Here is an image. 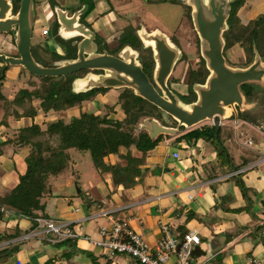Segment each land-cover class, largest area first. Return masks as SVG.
Instances as JSON below:
<instances>
[{
  "label": "crops",
  "instance_id": "0c3cea01",
  "mask_svg": "<svg viewBox=\"0 0 264 264\" xmlns=\"http://www.w3.org/2000/svg\"><path fill=\"white\" fill-rule=\"evenodd\" d=\"M42 1L50 8L51 0ZM80 2L81 0H77L73 7L79 9ZM104 6V1L96 3L88 21L94 26L96 35L107 42L98 30L102 29L103 32L102 23L111 27L114 22L112 12L104 9ZM69 9L68 6L65 8L68 11ZM51 16L53 13L44 17V21L49 23ZM3 66L4 64L0 63V70ZM11 68L7 70L3 89L11 81L9 72H27H23L19 67ZM98 96L95 102H102V96ZM2 113L0 109V144L8 140L9 142L0 147V196L10 193L16 185L12 171L15 157L9 154L8 147L15 144L21 146H15L14 155L22 159V171L27 170L25 161L29 157L28 154L23 155L22 151L28 152V147H31L32 152L31 145L20 144L18 139L8 135L13 127L4 124L8 121L3 119ZM21 119L30 120V126L39 124L29 117ZM210 123L212 126L213 123ZM233 125L234 143L230 142L229 138L223 143L225 150L234 149L232 154L230 152V157L227 154V160L222 158V154L208 140L192 141L191 144L185 141L173 144L171 139L160 142L151 151L152 157H147L146 164L142 166L151 171L145 182L137 184L129 191L133 200H128L126 189L115 187L112 178L107 177L105 180L101 179V182L108 188V194L104 197V202H97L101 199L100 189L97 186L82 184V175L77 174L66 192L76 194L74 187L78 185L84 194V189L90 187L92 198L89 199H95L96 202L89 206L82 197L87 205L86 209L79 207L76 200L73 205L65 207L50 196L44 202V214L48 218L75 222L81 235L79 239L53 243L49 240L50 237L45 235L34 236V227L26 219L13 217L0 220V233L13 237L12 240L0 244V247L10 243L20 245L19 252L4 264H133L127 256L117 255L110 258L105 252L87 242L88 238L99 240L100 229L109 228L112 224L110 218L91 219V216L100 210L118 209L120 211L115 213L113 218H129L133 228L150 245L155 244L164 234L162 225H168L172 232L180 236L189 231H196L201 238V245L204 244L195 249V252L200 253L195 255L199 264H248L250 260L264 264V142L254 141L247 134L258 130L264 136V132L241 119L238 123L233 122ZM221 127L224 128L225 123H222ZM248 141L252 144L249 145ZM182 148L187 150L185 156L181 154ZM235 172L240 173L233 175ZM72 208L75 210L72 211ZM91 220H99L101 223L95 228L85 226V223ZM26 236L28 238L23 239Z\"/></svg>",
  "mask_w": 264,
  "mask_h": 264
},
{
  "label": "rangeland",
  "instance_id": "374dc122",
  "mask_svg": "<svg viewBox=\"0 0 264 264\" xmlns=\"http://www.w3.org/2000/svg\"><path fill=\"white\" fill-rule=\"evenodd\" d=\"M36 1V11H37V20L35 21L34 25V31H33V39H32V54L34 58H36L39 62L41 61L39 58L46 57L51 54L50 57H55L53 53L56 51V47H61L62 41L58 40V38H54V40H48L47 36L43 35V31L46 28H49L51 31H55L56 27V20L57 17L54 13V18H50L49 23H46L44 20V17H48L53 13L52 10V3L55 2L58 4V6H61L62 8H67V6L73 11L75 9L74 3L77 2V0L73 1H66V0H51L49 2L50 8L46 6V2L42 0H35ZM104 1L106 3V6H104V9H109L112 12V19L114 24L109 27L105 26L103 23L101 24L102 29H99L98 31L102 33L101 37H104L105 41L109 42V46L112 50L116 49L121 43V38L126 39V36L123 37V34L126 32H132L136 31L140 25L146 26L147 30H154L156 28H159L162 30L170 39L171 41L176 44L182 52L181 59L177 62L174 71L169 78L168 84L172 87V89L175 91V93L181 97V99L185 103L193 102L195 98H197L196 93L193 90V81L196 83H203L206 81L209 71L207 70L206 63L201 55L200 50V39L198 37V34L194 28V23L191 16V11L188 10L187 6H184L179 3H175V1L180 0H81L80 2V9L83 7H93L96 3H100ZM45 2V3H43ZM78 4V3H77ZM78 6V7H79ZM46 7V8H45ZM77 11V10H76ZM264 14V0H245L244 6L239 10L238 17L240 22L243 25H247L252 20L256 19L258 16ZM90 14L84 15L82 18L86 20V26L89 27L94 31V26L91 25V22L88 21L90 18ZM52 17V16H51ZM84 22V21H83ZM85 23V22H84ZM105 29V31H104ZM111 29V30H110ZM110 30V31H109ZM13 35L9 36L7 34H1L0 33V54L4 53L7 55L14 54L15 46H13L12 41ZM98 38L99 35H98ZM133 41H135L134 38H132ZM100 41V40H99ZM105 42V43H107ZM227 46V45H226ZM249 44H245L244 46L240 43L234 44L230 48L226 49L224 51V55L227 59V62L230 66L234 68H246L248 67L254 60V46L253 51H248ZM142 55V58L144 57V61H151L150 53L149 51L143 50L142 46L137 48ZM53 52V53H52ZM117 53V52H116ZM264 57V56H262ZM47 59V58H46ZM11 69H14L12 67ZM18 71V70H17ZM99 72V71H98ZM97 71H92L93 74H99ZM86 74L80 75V77L77 78H83ZM192 74V75H191ZM8 76H10V82L6 88L3 90V94L6 97L7 101H0V109L2 110L3 119L7 120L8 122H4V124H7L8 126H12L13 129L9 130V134L12 137H15V139H27L26 133H24V130H27V128L30 127V120H25L18 118L16 116V113H23L24 110L29 106L28 103H25L23 108H18L11 104V101H13L19 94L20 91L25 90L28 92H33L35 90L43 91L44 87L49 84L45 81L44 78H38L35 77L28 72H24L22 74H16L9 72ZM55 82V81H54ZM58 85L62 88L69 89L71 91V87L68 85H64L60 81H56ZM252 86L251 94L250 96H246V103L249 104V109L245 112H241L239 116L243 119L242 121H245L252 125L253 128L259 129V131L264 132V88L258 87V86ZM128 92V91H127ZM48 93V92H47ZM125 93V89H106V93L102 92L99 93V95L102 96V102H95L97 100L96 95H93V97L89 98L85 102H83L82 105L76 106L73 108H70L66 111L56 113L54 111H50L48 113H44L40 110L39 106L41 102L39 100H33L31 102V105L36 107L38 109V115L33 121H36V123H39V127H43L42 129L47 130L49 123L57 122L59 120L64 121L66 124H68L73 117H79L83 112H89L94 115H96L98 118H106L109 121H118V125H121L125 129V131H128L131 133L133 138L135 140H138L135 131L131 128V124L133 119L138 118L141 119L146 116L154 117L158 120H160L164 125L168 126H174L175 122L172 118L164 115L158 108L148 107L146 106V110L140 111L139 108L132 107V103H126L123 104L122 95ZM132 94V92H130ZM90 96L92 95L89 93ZM94 94V93H93ZM188 95V97H187ZM185 98V99H183ZM187 98V99H186ZM10 99V100H9ZM27 102V101H26ZM103 103V104H101ZM152 106V105H151ZM126 109L129 110V112H126ZM2 117V116H1ZM25 117V116H22ZM44 122V124H43ZM234 117H232L229 120L223 121L222 123H225V127L222 128L220 138L218 139V143L216 141V144H214V147L218 150L219 153L222 154V158L224 160H227V154L230 157V152L232 154L233 150H225L224 148V140L226 138L231 139L230 142H233V132H234V125H233ZM46 124V125H45ZM37 125V124H36ZM43 125V126H42ZM245 125V124H242ZM204 127H211L210 122H206L203 124H200L199 126L190 129V130H184L182 134L170 138L166 137L163 138L161 142H165L167 140H172L173 144H177V139H180V137L184 134H186L189 131H192L194 129H201ZM245 127H247L245 125ZM248 129V128H247ZM15 132V133H12ZM255 133L247 132V134L252 137L254 141L258 142H264V136L258 132V130H253ZM33 131H29V135H32ZM34 135V134H33ZM10 137V136H9ZM34 138V136H32ZM36 138V137H35ZM13 140V139H12ZM244 141V139H243ZM51 142L47 147L44 149H47L48 147H51L53 150L57 146V139L53 140L51 139ZM234 143V142H233ZM222 145V147L220 146ZM234 145V144H233ZM15 146H18L15 144ZM12 145L11 147H8L9 152L5 151L9 154H11L13 157H15L13 163L15 164L13 174L16 179V185L11 189L10 193L4 196L10 195L12 192H15L14 194H17V197L20 195H24L22 192L27 191V189H18V185L20 184L22 178L28 173L30 165L27 161H25V166L27 167V170L22 171L20 167L23 166L22 159L20 157H16L14 155L15 147ZM236 148V146H234ZM18 148H21V146H18ZM28 152L25 150L22 151L23 155H30L31 147H28ZM253 148V147H252ZM254 149V148H253ZM49 149L48 151H50ZM44 152L45 153V161L47 159H54V157L51 156V152ZM131 154H134L135 156L140 157L141 154L137 152L135 147H132L130 149ZM172 151V146L170 147V152ZM181 154L185 156V153L187 150L183 149L180 150ZM128 149L126 148H120L119 154H127ZM151 153V152H150ZM148 154V157H152L153 154ZM70 162L67 164V168L64 172H61V174L57 177H54L50 169L51 167L49 165L47 168L45 166H41L39 170H36L38 175L42 173L43 175V184H41L42 190H44L45 193L42 194L41 197L34 196L33 198L39 199L40 203H44L46 200L49 199L50 196L55 199L57 203L62 204L65 207H68L70 204H74L75 200L79 204V207H85L87 206L82 199V196L77 195V189L74 187L75 193L68 194V186L72 182L73 177H75L77 174L82 175L81 183L97 186L100 189V195L101 199L97 200V202H104V197L108 194V188L106 185L101 182V179L105 180L107 177H111V174L106 173L104 171H101L102 169H98L95 165V162L93 158L91 157V154L89 152H82L78 151L76 149H72L68 152ZM104 162L109 164H115L120 163L122 165H125L126 161L123 159H120L118 155H110L107 159H104ZM144 168V167H143ZM38 169V168H35ZM144 173L139 175V178H137V184H143L145 182V178L148 174H150V170L144 168ZM12 174V175H13ZM34 179L38 176L36 172L34 173ZM37 175V176H36ZM101 177V178H100ZM12 179V178H11ZM35 182H32L31 186ZM30 186V187H31ZM51 186V188H50ZM73 187V185H72ZM80 187V186H79ZM122 188V187H121ZM124 189V188H123ZM130 189H126V195L128 200H133L130 196ZM90 187L87 189L85 188L84 191L85 195L88 199L89 197L92 198V194L90 191ZM49 191V192H48ZM67 191V192H66ZM89 193V194H88ZM60 194V195H59ZM4 196H0L1 200H4ZM27 197V196H25ZM71 197V198H69ZM0 200V201H1ZM73 200V203H72ZM54 201V200H53ZM90 202V199H89ZM92 202H96L95 199L92 200ZM51 203V202H50ZM4 204V205H2ZM49 204V202H48ZM2 205V206H1ZM1 207H4L6 209H11V206L7 205L6 202L1 201ZM134 209V208H133ZM74 209L72 208V211ZM43 212L39 213V216H44ZM3 219H9L7 218L4 213L0 212V220L3 221ZM101 221H95L91 220L89 223H85V226L87 227H97ZM95 225V226H94ZM97 225V226H96ZM201 246H204L202 243Z\"/></svg>",
  "mask_w": 264,
  "mask_h": 264
},
{
  "label": "water",
  "instance_id": "95a60500",
  "mask_svg": "<svg viewBox=\"0 0 264 264\" xmlns=\"http://www.w3.org/2000/svg\"><path fill=\"white\" fill-rule=\"evenodd\" d=\"M236 0H180L175 3L191 8L194 28L200 39L202 58L209 75L203 84H195V101L185 103L170 87L171 77L177 62L182 57L181 49L159 28L152 31L140 25L135 31L143 50L149 51L153 63L151 77L145 72L146 61L141 52L129 44L116 54L107 51L98 53L96 32L80 20L87 7L73 15L60 6L54 7L58 21V36L63 40L81 37L77 44L75 59L60 60L45 66L32 54L31 40L36 21L35 0H21L14 13L12 0H0V33L12 34L17 56L0 54V63L5 67H19L38 78H67L69 75L88 70L83 78L75 79L70 93L87 94L96 89H128L172 118L176 126L164 125L160 120L146 116L135 118L131 128L137 138L145 132L153 140L159 137H176L183 130L193 129L200 124L212 122L218 131L223 121L234 117L238 123L239 114L249 109L244 85L264 88V57L254 46V60L246 68L230 66L224 55L225 33L229 30L228 21L232 5ZM101 71L93 74L92 71ZM217 137V136H216ZM218 143V140H217ZM78 195L84 201L89 199L76 185Z\"/></svg>",
  "mask_w": 264,
  "mask_h": 264
},
{
  "label": "trees",
  "instance_id": "16d2710c",
  "mask_svg": "<svg viewBox=\"0 0 264 264\" xmlns=\"http://www.w3.org/2000/svg\"><path fill=\"white\" fill-rule=\"evenodd\" d=\"M13 1L15 4L14 10L18 11L21 0ZM244 4L245 0H236L232 5L231 15L228 21L229 30L224 35L227 45L226 49L237 43H240L243 46L245 44H249L247 48L248 51H253V46H255L260 55L264 56V14L258 16L247 25H243L239 20L238 12L244 6ZM52 6L55 7L54 2ZM93 10L94 6L87 8V11L84 15L92 13ZM83 21L84 18H82V22ZM57 27L58 23H56L54 31L55 33ZM125 36L126 39L121 38V43L119 45L120 47L127 44L128 42L136 43L138 40L135 31L129 33L126 32L123 34V37ZM132 38L135 39V42ZM97 39L103 41L101 40V38ZM150 66V68L152 69V65ZM7 70L8 68L5 66H3V68L0 70V100L5 101V103L9 102L3 94V86L7 79ZM147 72L148 74H150L148 68ZM44 79L46 82L53 80L49 77ZM242 89L245 95L249 97L251 94L252 86L244 85ZM97 90L99 92L106 93V90L104 89ZM130 92V90L126 89L125 95H122V97L120 98V100L122 99L123 104H126L127 102L132 103V107L139 108L140 111L146 110V106L153 107V105L151 106V104L147 101L143 100L140 97L134 96ZM88 96H90L89 93L74 95L65 88L60 87L55 81L51 82V85L49 86L47 84L44 87L43 91H20L18 96L13 101H11V104L13 103L15 107L23 108L25 103H28L29 106L24 110V112L21 114L17 112L16 116L18 118H22V116H25L34 119L39 112L36 107L31 105V102H33V100H39L41 102L39 108L42 112L48 113L50 111H54L56 113H59L70 108L80 106L82 102H84L88 98ZM126 112H129V110L126 109ZM239 118L243 119L240 116ZM117 122H111L106 118L100 119L92 113L84 112L79 117H73V119L68 124H66L62 120L49 123L48 128L45 131L36 124H33L32 126L27 128V130H24L27 139H18V142H20V144H27L32 146V152L30 154L31 156L27 158V162L30 165V168L28 173L22 178L17 188V190L26 188L27 191H23L22 193L27 197H25L24 195H20L17 197V194H14L15 192H12L10 195L4 196V200H0L6 202L7 205L11 206V210L15 212L16 218H23L22 216L35 218L39 216L40 212L44 213L46 204H42L40 203L39 199L33 198L34 196L41 197L42 194L45 193L41 187V184L44 185L43 175L42 173L38 175L39 173H37L36 170L42 168L41 166L49 165L51 167V174L54 177H57L58 174L60 175L61 172H64L67 168V164L68 162H70V156L68 152L72 149H76L82 152H89L97 168L102 169L101 171L111 174L112 182L115 187H122L124 189L133 188L137 185V178H139V175L144 173L145 169H143L142 166L146 164L148 154L160 144L164 137L161 136L157 140L153 141L147 133L143 132L140 134L139 139L135 140L131 133L125 131V129L121 127V125H118L119 123ZM222 128L223 127H220L218 131L216 130L215 126L194 129L182 135L180 139H177L176 142L179 143L185 141L186 143L191 144L192 141L198 142L199 140L203 139L211 141L214 145L220 138ZM30 130L33 131L34 135L32 133V135H29ZM32 136H34V138ZM51 139H57V146L55 147V149L53 150L51 147L44 149L50 143H52ZM8 142L9 140L6 143H1L0 147L6 145ZM220 146L222 147V145ZM123 147L128 149V153L125 155L119 154V149ZM132 147H135L137 152L141 154L140 157L131 154L130 149ZM49 149H51L50 151L53 150V152H51V156L49 157H54V159H47L45 161V153L50 152L48 151ZM112 154L118 155L120 159L125 160V165H122L120 163L107 165L104 162V159H107ZM1 155L2 149L0 148V156ZM45 167L47 168V166ZM35 172L38 176L36 175V179L33 180ZM32 182L35 183L31 186ZM91 204L92 199H90L88 205L90 206ZM43 217L48 218L46 215H44ZM31 224L33 227L35 226V223ZM12 239L13 237L8 235L7 233H0V244ZM70 240L74 239H69L66 241ZM19 250V243H10L6 246L0 247V264L8 262L16 253L19 252ZM199 254L200 253H198L197 251L194 253V255Z\"/></svg>",
  "mask_w": 264,
  "mask_h": 264
},
{
  "label": "built area",
  "instance_id": "2783aa9c",
  "mask_svg": "<svg viewBox=\"0 0 264 264\" xmlns=\"http://www.w3.org/2000/svg\"><path fill=\"white\" fill-rule=\"evenodd\" d=\"M49 34L48 28L43 31V35ZM249 145L252 142H247ZM240 172H235L233 175H238ZM75 210V209H74ZM120 211L100 210L99 213L93 214L91 219L105 217L112 220L109 228L100 229V239L87 242L93 245L96 249L105 252L108 257L113 258L117 255L129 257L133 264H199L194 255L195 249L201 245V238L196 231H189L183 236L175 234L169 229L168 225H162L164 234L153 245H150L144 237L137 232L129 218L114 219L113 215ZM0 212L11 219L15 217V212L4 207L0 208ZM23 219L35 223L33 234L34 236L45 235L50 237L53 243H59L69 239H79L80 233L76 229L75 222L57 220L38 216L30 218L22 216ZM90 219V217L88 218ZM24 237L23 239H27ZM248 264H258L254 260H250Z\"/></svg>",
  "mask_w": 264,
  "mask_h": 264
},
{
  "label": "flooded vegetation",
  "instance_id": "af4514ba",
  "mask_svg": "<svg viewBox=\"0 0 264 264\" xmlns=\"http://www.w3.org/2000/svg\"><path fill=\"white\" fill-rule=\"evenodd\" d=\"M12 2H13V4H14V1L12 0ZM52 5H53V3H52ZM54 5L55 6H58V4L57 3H55L54 2ZM14 6H15V4H14ZM61 7V6H60ZM15 9V8H14ZM54 9V7L52 6V10ZM188 10H190L191 11V8H187ZM76 10H79V9H76ZM75 10V11H76ZM74 10L72 11L71 9H69V15H73V13L75 12ZM17 11L16 10H14V13H16ZM37 12V11H36ZM54 10H53V16L51 17V18H54ZM83 17V16H82ZM82 17H81V22H82ZM85 21V23H86V20H84ZM56 23H58V21L56 20ZM83 23V22H82ZM84 24V23H83ZM58 27H59V25H58ZM58 27H57V29H56V33L54 32V31H51L49 28H48V30H49V34L48 35H46L47 36V39L48 40H54V38H58V40H60V41H62V43H61V47H56V51L53 53V55H55L56 56V58L55 57H50L51 56V54H49V56H46V57H41V58H39L41 61V63L42 64H44L45 66H52L51 64L52 63H54V62H57V61H60V60H66V59H75L76 57H77V44H78V42L79 41H81L82 40V38L81 37H77V38H71L70 40H63V39H61L59 36H58ZM34 31V30H33ZM9 36H12V34H9ZM98 37H97V35H96V43H97V46H98V53H103L104 51H107L108 53H110V54H112V55H114V54H116V52H118L122 47H120V46H118L117 47V50L116 49H114L113 50V48H112V50H111V48H110V46H109V42H107V43H105L104 41H99L98 39H97ZM32 39H33V35H32ZM12 41H13V38H12ZM135 42V41H134ZM127 44H129V45H131L132 47H135V48H138V47H140L141 46V42H140V40L138 39L137 40V42L136 43H133V42H128ZM126 45V44H125ZM13 46H14V41H13ZM31 46H32V40H31ZM15 49V51H14V54H12L11 56H17V52H16V48H14ZM4 54V53H3ZM47 58V59H46ZM37 60V59H36ZM38 61V60H37ZM39 62V61H38ZM150 65H152V67H153V63L151 62V61H146V63H145V70H146V72H147V68H148V70H149V73L150 74H148V72H147V74L151 77V73H152V69L150 68L151 66ZM5 66V65H4ZM151 70H150V69ZM95 71H97V70H95ZM89 71L88 70H83V71H80V72H78V73H74V74H72V75H69L66 79L65 78H63V77H58V78H52L53 80H50V81H48V86L49 85H51V82H54V81H60L61 83H63L64 85H68L69 87H71V84H72V82L75 80V79H77V77H80V75H84L85 73H88ZM98 72V71H97ZM98 73H101V71H99ZM192 75V74H191ZM49 78H51V77H49ZM204 83V82H203ZM203 83H198V84H203ZM195 84H197L196 83V81L194 82L193 81V90H194V85ZM169 87L172 89V87L169 85ZM66 90H68V91H70L69 89H66ZM101 90H103V89H101ZM173 90V89H172ZM174 91V90H173ZM175 92V91H174ZM89 93H91L92 95L91 96H88V98L86 99V100H88L90 97L92 98L93 97V95H96V96H98L99 95V93H102V92H99L97 89L96 90H93V91H91V92H89ZM94 93V94H93ZM125 93H126V89H125ZM125 93L123 94V95H125ZM88 94V93H87ZM187 97H188V95H187ZM181 98V97H180ZM183 99H185V98H183ZM187 99V98H186ZM85 100V101H86ZM196 100V98L194 99V101ZM84 101V102H85ZM82 104H83V102H82ZM81 104V105H82ZM155 107V106H154ZM240 119V118H239ZM175 125L174 126H176L177 124L176 123H174ZM182 131H184V130H182ZM188 133V132H187ZM164 138H166V137H164Z\"/></svg>",
  "mask_w": 264,
  "mask_h": 264
},
{
  "label": "clouds",
  "instance_id": "9594fccd",
  "mask_svg": "<svg viewBox=\"0 0 264 264\" xmlns=\"http://www.w3.org/2000/svg\"><path fill=\"white\" fill-rule=\"evenodd\" d=\"M222 124V123H221ZM212 126H214V125H212ZM221 127V126H220Z\"/></svg>",
  "mask_w": 264,
  "mask_h": 264
}]
</instances>
